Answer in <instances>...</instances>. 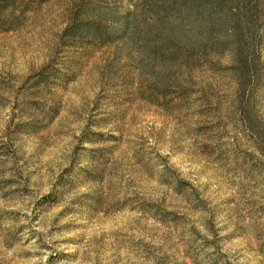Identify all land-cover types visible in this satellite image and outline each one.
<instances>
[{"label":"rangeland","instance_id":"374dc122","mask_svg":"<svg viewBox=\"0 0 264 264\" xmlns=\"http://www.w3.org/2000/svg\"><path fill=\"white\" fill-rule=\"evenodd\" d=\"M91 2L0 0V264H264V0L249 74L170 83Z\"/></svg>","mask_w":264,"mask_h":264},{"label":"trees","instance_id":"16d2710c","mask_svg":"<svg viewBox=\"0 0 264 264\" xmlns=\"http://www.w3.org/2000/svg\"><path fill=\"white\" fill-rule=\"evenodd\" d=\"M91 3L83 9L94 17L78 22V34L130 38L170 74L166 83L175 80L174 73L208 65L225 52L245 75L252 71L250 44L262 21V0H137L124 16L112 14L108 4Z\"/></svg>","mask_w":264,"mask_h":264}]
</instances>
